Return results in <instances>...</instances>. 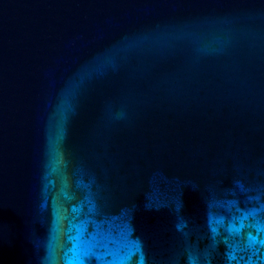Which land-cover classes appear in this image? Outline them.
Segmentation results:
<instances>
[{
    "label": "water",
    "instance_id": "obj_1",
    "mask_svg": "<svg viewBox=\"0 0 264 264\" xmlns=\"http://www.w3.org/2000/svg\"><path fill=\"white\" fill-rule=\"evenodd\" d=\"M257 222L264 0H0V264H264Z\"/></svg>",
    "mask_w": 264,
    "mask_h": 264
},
{
    "label": "clouds",
    "instance_id": "obj_2",
    "mask_svg": "<svg viewBox=\"0 0 264 264\" xmlns=\"http://www.w3.org/2000/svg\"><path fill=\"white\" fill-rule=\"evenodd\" d=\"M255 211H259V210L257 209V210H254V212ZM255 227L257 228V231H260V230H262V228H264V225H261L259 222H257V224L255 225ZM212 231H213V233H215L216 232V229L215 228H212ZM261 243H264V242H261ZM249 264H254V262L249 261Z\"/></svg>",
    "mask_w": 264,
    "mask_h": 264
}]
</instances>
